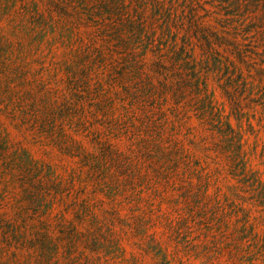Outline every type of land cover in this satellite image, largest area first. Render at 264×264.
<instances>
[{
  "label": "rangeland",
  "instance_id": "rangeland-1",
  "mask_svg": "<svg viewBox=\"0 0 264 264\" xmlns=\"http://www.w3.org/2000/svg\"><path fill=\"white\" fill-rule=\"evenodd\" d=\"M54 1L0 0V264H264L263 8L126 0L154 19L167 55L193 17L225 37L207 54L196 41L213 109L187 91L183 121L162 128L195 157L161 173L137 157L143 129L120 126L86 24ZM112 149L134 155V173Z\"/></svg>",
  "mask_w": 264,
  "mask_h": 264
},
{
  "label": "trees",
  "instance_id": "trees-1",
  "mask_svg": "<svg viewBox=\"0 0 264 264\" xmlns=\"http://www.w3.org/2000/svg\"><path fill=\"white\" fill-rule=\"evenodd\" d=\"M233 1L232 5L236 10L244 9L251 14L258 8H263L260 23L264 24V0ZM53 2L56 3L54 0ZM66 3L72 4V12L75 14L73 18L79 21V24H86L88 45L91 48V50L88 48V54L92 55L98 66H101L103 82L108 88L106 94L110 101L119 103L120 126L124 125L126 130L131 131L133 128L143 129L144 142L141 148H137V157L140 160L149 159L150 163H157L158 171L161 173L166 170V167L162 166L163 163L179 164L187 158L195 157L194 152L185 149L183 143L174 135L167 139L163 128L164 124L173 118L179 121L175 122L177 125L183 121L185 115H181L180 104L189 103L186 95L192 86H195L194 91L205 95L208 107L213 109L212 98L208 94L207 78L197 70L196 57L193 56L196 41L205 45L207 54L224 44L221 42L225 41V37L220 34L213 35L212 29L198 19L193 20L195 19L193 17L189 28L185 29L184 34L179 35L181 42L178 38L179 31L172 36L175 51H171L173 52L171 56L164 53L159 39L161 35L158 33L159 27L155 26L152 17L144 15L143 6L136 5L135 9L129 10L126 0H66ZM157 6L159 9L161 3L158 2ZM2 15L8 13L1 14L0 18ZM247 17L252 21V15ZM149 21L154 25L153 29L149 26ZM259 28L262 29L258 32L264 42V27ZM160 29H163L164 33L165 28ZM168 30L172 35V28ZM148 52H152L151 58L147 56ZM152 88L159 89L161 95L154 93ZM155 96L164 97L165 104L160 107L159 114L152 101V97ZM107 104L103 103L101 107ZM191 110L200 109L194 104L187 109V113ZM201 112L197 113L198 117L202 116L201 118L205 119V112ZM204 122L207 126L206 120ZM230 134L231 139L236 140L235 131L231 130ZM237 142L239 148H242L239 137ZM107 152L117 153L113 149ZM117 154L114 155L119 160L123 158L120 163L124 170L134 173L132 168L134 155Z\"/></svg>",
  "mask_w": 264,
  "mask_h": 264
}]
</instances>
